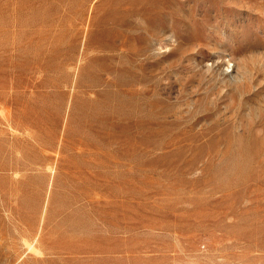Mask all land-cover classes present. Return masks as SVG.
Wrapping results in <instances>:
<instances>
[{"label": "rangeland", "instance_id": "obj_1", "mask_svg": "<svg viewBox=\"0 0 264 264\" xmlns=\"http://www.w3.org/2000/svg\"><path fill=\"white\" fill-rule=\"evenodd\" d=\"M0 264H264V0H0Z\"/></svg>", "mask_w": 264, "mask_h": 264}]
</instances>
